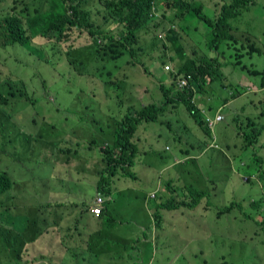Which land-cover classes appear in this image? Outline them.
Here are the masks:
<instances>
[{"label":"rangeland","instance_id":"obj_1","mask_svg":"<svg viewBox=\"0 0 264 264\" xmlns=\"http://www.w3.org/2000/svg\"><path fill=\"white\" fill-rule=\"evenodd\" d=\"M14 1L6 0L0 4V19L4 15L6 17L13 15ZM38 1L40 3L36 8L42 2H54V0ZM198 2L204 5V14L207 17L217 18L220 15L221 5L217 4L219 0H199ZM254 3L255 6L245 11L246 15L243 18L238 20L234 18L231 23L234 26L239 25L241 29L248 28L251 24L260 25L256 29H247L245 32L252 36L258 46L263 49V52L252 57L245 56L242 63L249 68L262 71L264 69V0H254ZM93 9H95L92 13L93 20L102 22V14H99V11L104 13L102 6L98 4L97 8ZM175 13V10H169L165 13L167 19L158 14L151 20V32L144 34L133 45L134 49L141 48L144 50L138 53L137 57L140 59V64L136 65L130 62L128 54L102 64L99 58L94 59L87 52L92 42L86 34H82L85 31L77 29L70 31L68 39L61 45V49L66 48L62 54L44 52V57H37L35 52L38 50L43 48L45 50V47L52 48L48 43V38L39 34L32 40L35 50L27 44L22 45L21 43L3 50V58L9 57V61L4 67L9 69L14 77L20 78L28 84V91L32 95L33 103L24 104L21 100L22 104H18V101L17 106L11 105L2 110L5 116H0V145L10 148L27 143L25 137L19 136V134L27 133L24 129L30 126L29 119L37 115L41 124L45 126L41 140L50 142L47 145L52 144V148H58L59 145L65 144V148L68 146V154H71L72 146L76 143H73L71 137H74L75 134L83 141H87L91 137H101L103 133L111 130L113 119H119L121 115L127 113L130 102L145 105L159 102L162 99L161 85L170 86L172 82L170 73H176L177 70V64L166 62H169V56L177 59L179 54L176 51L177 41H174L175 44H173L166 38L165 43L170 48L169 53L163 52L159 58L154 60L153 57L156 58L159 53L153 50L151 43L154 41V36L164 37L165 32L173 29L180 22L179 19L175 18ZM195 26L199 28L195 39L200 50L199 55L216 57L217 52L209 47V34H207L208 29L205 23L192 21V31ZM114 28L115 26H112L110 30ZM237 36L248 37L245 34ZM188 43L189 39L182 35L181 44L190 56ZM241 43L243 44L242 41ZM1 47L0 44V49H2ZM94 47V53L98 57L103 50L97 51L96 46ZM237 48L241 49V46L239 45ZM70 49L83 51L79 55V59L88 57L86 65L88 69L84 76L78 75L65 62L59 66L62 61L67 59L65 54ZM220 53H222L221 58L225 59V63H228L223 69L221 77L227 79L228 86L226 87L228 89L226 90L221 85L225 81L218 79L213 85V89L209 85L205 86L203 94L223 93L225 96H231L232 89L238 88L242 91L245 90L243 88L248 89L241 96L231 99L227 107L221 108L223 111L221 114L224 115L225 120L214 127L211 131V137L220 146L229 140L233 142L230 151L235 157L228 155V158L235 160L236 166L241 167L244 172L248 174L261 172L264 170V147H256L264 143V133L260 137V144L250 148H246L243 139L237 133L238 127L245 126L248 119L256 120L263 110L262 105L260 109L247 106V103L261 101V91L263 90L257 87L260 84V78L249 77L234 65V50H228L227 47H224L220 49ZM144 63L148 71L141 65ZM166 65H170L171 70L167 71ZM4 69L3 64H0V72ZM103 80L109 84L106 85V88L113 89V91H109L111 96L106 93ZM45 81H47V85L44 83ZM43 85L46 86V90ZM95 88L99 89L102 94L105 92L109 96L107 97L108 107L105 102L93 98ZM203 94L197 93V99ZM98 98L106 97L99 95ZM213 104L216 109L220 108L217 100H213ZM222 104L224 103L222 102ZM198 108L203 109L205 106L200 103ZM22 109L25 110L24 113ZM195 112V110H189L186 105L180 103L177 109L168 108L161 117L163 124L143 123L137 128L135 139L139 137L142 139L141 142H136L138 145L137 156L142 160V164L134 168L132 172L134 178L106 179L107 181L113 180L111 191L113 201L109 203V207H111L112 217L115 219L111 231L119 239V243L114 245L116 252L99 250V256H92L91 264H109L110 257L115 258L113 263L116 264H264V206L257 208L236 207L228 218L220 220V222L217 220V207L229 206L234 201H246L247 198H249L248 203L259 200L261 198V185H264V180L261 182L252 180L243 184L239 180L237 170L233 175L229 169V161L214 150L209 153V166H204L201 172L196 169L194 159L182 164L183 155L176 156L179 154L180 148H186L195 158L197 151L192 150L190 146L196 148L198 142H211L210 137L190 117ZM204 112L203 115L208 119V116L212 118L215 116V110ZM155 114L158 115L157 112ZM180 118H182V122L179 121V126H177L174 120ZM259 123H264V118H260ZM185 126L196 131L199 139H195L194 132L185 131ZM151 131L156 133L155 137H151ZM182 133L184 138L189 141L188 146L176 140V136L179 137ZM14 137H18L16 145L11 143ZM45 151L47 152L40 158L42 164H39L40 167L37 172L32 171L30 164H14L0 153V172H5L10 176L15 190L20 195L19 198H22L28 190L36 189L39 191L36 199H46L47 190L42 186L44 181L39 185L32 177L48 179L51 181L50 185L53 190H55L58 180L55 181L54 176L48 177L49 171L54 173V164L59 165V169L64 171L70 169V163L66 161L67 155L60 153L54 156L46 146ZM11 152L10 149H6L8 156H12ZM79 152L80 159L78 161L80 162L88 160V164L95 165L100 161L94 157L91 150L81 149ZM75 155L76 153L73 155L74 159H76ZM158 155L163 158L171 156V159L177 157L173 165L176 164L179 171L185 172V178L182 177L183 180L180 181L178 177L172 174L169 184L164 182L167 188L162 190L160 195L162 199L158 202L146 203L145 197L139 191L144 190L146 186L150 190V187L159 183H156L153 175L146 182L141 170L150 164L149 161L153 163L152 170H154V165L160 161L157 158ZM255 159L263 160V164L259 167ZM242 161L250 165V168L242 167L240 164ZM99 167L104 169L102 161ZM88 168L90 167L88 166ZM95 171L99 174L98 168ZM62 174L65 175L64 172ZM100 178V175L92 173L89 169H84L79 177L72 175L61 183L59 197L70 202V196L65 195V193L72 192L74 200L83 205H88L96 195V184ZM185 185H189L191 188L187 189ZM215 187L217 193L225 191L224 195L212 193L208 195V189L210 188L212 191ZM133 189L136 198L133 196ZM177 193L188 199V202L193 200L199 202V206H195L198 208L189 210L173 204L172 196ZM155 196L156 192L151 194L150 198ZM2 198L9 202L10 207L19 205L15 201L12 202L7 196ZM162 203L163 205H161ZM206 203H209L208 207L211 210H207ZM23 204L29 205V201ZM260 204L264 205L263 202ZM157 205L160 207L156 213L155 206ZM63 207H68V205ZM161 207H170V209L165 210ZM10 213L13 215L25 213L28 218L31 217L30 211L27 209L23 211L19 208H12ZM229 222L232 223L226 225ZM231 225V233L228 236L225 232ZM66 228L67 226H64L65 230ZM41 241L43 238L39 237L35 244L31 243L26 246L25 260H40L36 257L42 255L38 253L44 246L40 244ZM103 247L104 249L111 248L107 244H104ZM180 249L186 251L185 258L174 261L175 253ZM128 257L133 259L129 260ZM150 258H152L151 262Z\"/></svg>","mask_w":264,"mask_h":264},{"label":"trees","instance_id":"obj_2","mask_svg":"<svg viewBox=\"0 0 264 264\" xmlns=\"http://www.w3.org/2000/svg\"><path fill=\"white\" fill-rule=\"evenodd\" d=\"M4 1L6 0H0V4ZM198 1L199 0H59L60 3H57V0H54V2H42L40 6L36 8L40 3L38 0H15V6L12 8L13 15L8 17H6V15L2 16L0 19V44L2 46V49H0V64H3V68L5 69L0 72V116L4 115L2 112L3 109L11 105L17 106L18 101V104H22L21 100H23L24 104L33 103L32 95L28 91V84L20 78L14 77L11 71L4 67L6 62L9 61V57L3 58V50L7 49L9 46L19 45L21 43L22 45L27 44L34 49L35 47H33L34 44L32 40L39 34L42 37L48 38V43L52 48L49 49L45 47V50H43L44 48L38 50V52H35L37 57H44V52L62 54L66 48L61 49V45L68 39L70 31L77 29L79 31H85L82 34H86L90 42H92L87 52L94 59L99 58L102 64L109 60H117L128 54L130 56V62L136 65L140 64V59L137 57L138 53L144 50L141 48L134 49L133 45L144 34L151 32V20L153 19L150 18V14L154 6L157 7L158 14H161L165 19H167V17H165L166 12L175 10V18L179 19L180 22L175 26L174 30L176 32L172 30L168 32L166 36L167 41L173 44H175L174 41H177L176 51L179 56L177 59L169 56V62H166L177 64V70L176 73H170L172 79L170 86L166 87L161 85V101L147 104L141 107V111H136L134 113H132V110L136 108H130L129 112L125 114L124 117L113 119V127L107 133H103L101 137H91L89 140L83 141L75 134L74 137H71L73 143L76 142L72 146L71 154H68V146L65 148V144L59 145L58 148H52V144L47 145V143L50 142L41 140L43 139L45 126L41 124L37 115L29 119L30 126L24 129L27 133L19 134V136L25 137L27 143L11 146L10 148L0 145V153L8 160L17 165L30 164L33 172H37L40 167L39 164H42L40 158L47 152L45 151V146L48 147L49 151H52L54 156L60 153L67 155L66 161L70 163L69 170L64 171L59 169V165L54 164V173L49 171L48 177L54 176V180H58L55 190H53L50 185L51 181L48 179L32 177L39 185L44 181L42 186L47 190L46 199H36V196L39 195V191L36 189L28 190L22 198H19L20 195L15 190L14 183L10 176L5 172H0V264H49L51 261L49 255L57 242L59 245L56 251L60 254L70 256L72 250L67 243V239L73 236L89 238L91 235V248L98 249V244L102 238L100 235L101 231L94 230L92 232V228L89 226L86 219L80 218L79 213L80 210L83 209L85 214L90 212V214L95 217H99L100 220L107 222V213L109 209L106 208V211H103V204L105 203L104 196H109L110 193L106 194L103 188L107 183L113 182V180L107 181L106 179H115L116 177H120L121 179H123V177L134 178L132 168L135 165V159L137 157V147L132 145L129 132L135 135L138 126L146 121H158L159 123H163L161 117L168 108L177 109L180 103L186 105L189 110L196 111L190 116L202 126L201 111L198 109L199 100H202L207 107H211L213 105V100H217L219 104L222 102L226 104L231 99H235L243 93H246L245 90L248 88H243L245 89L244 91L235 88L232 89L231 96H225L223 93L216 95L204 94L202 99H197V93H203L207 85L213 89V85L218 79H223L225 83L221 85L224 86L226 90L228 89L226 87L228 86L227 79L221 78L223 68H225L228 63H223L221 61L222 53H220V49L227 47L228 50H234V65L239 67L240 70L249 77L260 78V84L257 87L263 90L261 91V101L247 103V106L260 109L262 105L263 110L260 115L264 118V69L262 71L255 70L242 63V59L245 56L252 57L255 54H261L263 49L250 37H238L231 26V21L234 18L239 17L244 11L249 10V8L254 5V0H220L217 4L220 5L222 3L221 13L217 18L207 17L204 14V5ZM98 4L102 6L104 12L102 13V11H99V14H102L103 17L102 22H96L92 17V13L95 10L93 8H97ZM38 14H41V16H38ZM192 21L205 23L208 29L207 34H209V47L211 50L217 52L216 57L212 58L199 55L200 50L195 40L199 28L195 26L192 31ZM112 26H115V28L110 30ZM182 35H185L189 39L188 48L190 56L181 44ZM166 38L165 40H160L159 37L154 36V41H152L151 46L153 50L159 53L156 58L153 57L154 60L159 58L163 52L169 53L170 48L165 43ZM239 45L241 49L237 48ZM94 46H96L97 51L100 49L103 50L98 57L97 54L94 53ZM82 52L83 51L79 49L68 50L65 54L67 59L62 61L59 66L65 62L70 65L78 75L84 76L88 69L86 66L88 57L79 59L78 57ZM162 62L164 61L162 60ZM141 65L148 71L145 63ZM188 75L191 76L190 87L184 91H177V80ZM44 83L47 85V81ZM104 83H106V81H104ZM106 85L109 84L106 83ZM43 87L45 90L47 89L45 85H43ZM93 91V98L105 102L108 107L107 97L98 98L99 95L102 97L103 94L97 88ZM104 110L106 111V109ZM22 112L24 113L25 110L22 109ZM155 112H157L158 115H156ZM177 115L181 116L178 113ZM239 128H241L240 136L246 148L260 144V137L264 133V123L247 120V124ZM17 141L18 137H14L11 143L16 145ZM262 147H264V143L256 148ZM6 149L12 151V156L6 154ZM81 149L91 150L94 157L100 160L99 163L90 165L88 164V160L84 162L78 161L80 159L79 150ZM75 153L76 159L73 158ZM101 161L104 164V169L99 167ZM88 166L90 168H88ZM96 168H98L99 173H102H100L101 178L96 184V190H98L99 193L93 205H83L74 200L72 192H68V194L65 193V195L70 196V202L64 201L59 197L61 183H63L66 178L72 175L79 177L81 171L84 169H89L92 173L99 175L95 171ZM62 172L65 173L64 176ZM3 196H7L8 199H11L12 202H17L19 205L10 207L9 202L2 198ZM99 198H102V203L100 205L102 207V212L99 215H95L94 207ZM28 201L29 205L23 204ZM172 202L176 206H179V208H188L189 210L196 209L198 207L195 206H199V202L195 200L191 202H178L175 198H172ZM22 205H24V207H21ZM65 205L81 209L77 211H65L66 207H63ZM161 205H163V203ZM205 205L207 206V210H211V208L208 207L209 203ZM236 205H238L237 202H231L229 206L217 207V220L220 222V220L228 218L233 211L232 209L236 208L233 206ZM12 208H19L24 211L27 209L30 211L31 217L28 218L25 213L13 215L10 213ZM51 208L56 209V212L59 210L62 214L70 217L72 222L65 226H72L71 229L67 230L66 228L65 230L64 228H60L59 232L50 224L52 223ZM161 208L165 210L170 209V207ZM43 210L50 213L49 218L44 219ZM167 218H169V216H167ZM112 220L115 219L112 217ZM231 223L232 222H229L226 225H230ZM231 227L232 225L229 226L225 232L228 236H230ZM39 237L43 238L40 244L44 245L38 252L42 255L36 257V259L40 260H25L24 252L26 246L31 243L35 244V241L38 240ZM93 255L99 256L98 250L94 252Z\"/></svg>","mask_w":264,"mask_h":264},{"label":"crops","instance_id":"obj_3","mask_svg":"<svg viewBox=\"0 0 264 264\" xmlns=\"http://www.w3.org/2000/svg\"><path fill=\"white\" fill-rule=\"evenodd\" d=\"M253 6H255V3H254ZM253 6H251V7H253ZM245 15H246V12L244 11L236 19L237 20L238 19H241ZM231 26H232V28L234 30V33L236 35H244L245 34V35H247L250 38H252V36L250 34H248L247 32H245V30H247V29L248 30H251V29H256V28L260 27V25H258V24H251L250 26H248V28H242L241 29V27L239 25L234 26V25H232V23H231ZM221 60H222L223 63H225V59L221 58ZM102 82L104 84L105 91L109 94V96H111L112 94L109 91H113V89H109L108 87L106 88V83H104V81H102ZM103 96L104 97H109L105 92L103 93ZM203 97H204V94L199 99H202ZM200 103H202L205 106V108H203V109H199L198 108L201 111L203 125L200 126V124L197 121H195L191 116L190 117L194 120V122L196 123V125L205 134H207L210 137L211 142L210 143H207V142H198L196 148H194L191 145L190 148L192 150H196L197 151V155H196L195 158L193 156H191V152H190L189 149L180 148L179 151H178L179 154H176V156H180V155L182 156L183 155V158L181 159V163L184 164L185 161H188L190 159H194L195 160V164H196V169L199 172H201V169L204 166H209V164H210L209 163V160H208L209 153L211 152V150H214V151H217L220 154H222L229 161V169H230V171H231V173L233 175H235L236 170H237V174L239 176V180L243 184L249 183L252 180H258L259 182H261L262 180H264V170H261V172L258 171V172H253L252 174H248V173L244 172V170L241 167H237L236 166L235 160H232L231 158H228V155H232L233 157H235V155L232 154L231 151H230V147L233 144L232 141L229 140L226 143H224L222 146H220L216 142V140H214V138L211 137V131L214 129V127L218 123L215 124V126L213 127V129H210V127L206 123V117L203 115V112L204 111L211 112V111H214V109H215V116L213 118L210 117V116H208L209 118L214 119V118H216L218 116V114L220 112L223 113V111L221 110V108L222 107L223 108L224 107H227L229 105V103L228 104H222V103H220V106H219L220 108H217V109L215 108L214 104L211 107H207L206 104L202 100H199L198 104H200ZM143 106H145V104H138V103H135V102H130L129 103V106L127 107V113L129 112L130 108H136L135 110L134 109L132 110V113H134L136 111H141L142 110L141 107H143ZM124 116H125V114L124 115H121L120 118L121 117H124ZM222 116H224V115L222 114ZM155 118H156V116H155ZM179 121L182 122V118L176 119L175 124L177 126H179V123H178ZM143 123H159V122L158 121H146V122H143ZM143 123H141L140 125H142ZM185 131H192V132H194L195 133V139L196 140L199 139L198 138V133L196 131L190 130L186 126H185ZM237 133H238V130H237ZM129 136H130V140H131L132 145H135L136 147H138V145L136 144V142H138V143L141 142V140H142L141 137H139L138 139H135L136 138V133L134 135V134H132V132H129ZM155 136H156V133L154 131H151V137H155ZM176 140H178L179 143H185V146H188L189 145V141L184 138L183 133L179 137L176 136ZM168 149L169 148L167 147V150ZM137 157L135 159V165L132 168V172H133L134 168H136L137 166H140L142 164V160L140 158L137 159ZM157 158H159L160 161L154 165L155 166V169L154 170H152L153 163H151L150 161H149L150 164H147L141 170V174L143 175V178L145 179L146 182L148 181L149 177H151V175H153L156 183L157 182L159 183L158 185H154V186L150 187V190H148V186H146V188L144 190L142 189L141 191H139L143 195V197H145V202L146 203L147 202H151V201H157L158 202V201H160L162 199V197H160V195L162 193V190H164V189L167 188V186H166L165 183L169 184L172 174H174L176 177H178V179L180 181L183 180L182 177L185 178L184 177V173L185 172L179 171L176 168V164L173 165V162H175L177 160L176 159L177 157H174V159H171V156L170 157H167V158H163L162 156L158 155ZM255 162L258 163V166L259 167H260L261 164H263V160H261V159H255ZM240 164H241L242 167H246L247 169L250 168V165H248L246 162H243L242 161ZM99 175H101V174L99 173ZM123 179H124V177H123ZM135 179H136V177H135ZM161 181H163V182H161ZM112 187H113V182L107 183V185L103 188V191L106 194L110 193L109 196H107V195L104 196L105 197V203L103 204V211H106V208L109 209V212L108 213L106 212L108 214L107 222H105L104 220H100L99 217H95L94 215L90 214V212H88V214H85L84 210L81 209V208H77V207H66L65 208V211H77V210H80L81 209L80 210V213H79V216L82 219H86L87 223L92 228V232L94 230H100L101 231L100 232V235H101L102 238H101L100 243L98 244V246H99L98 249H96V248L95 249H92L91 248V244H90V237H91V235H90L89 238L81 237V236H77V237L73 236V237L67 239V243L69 244V246H70V248L72 250V254L70 256H68V255H65V254L58 253L56 251V248L58 247L59 243L57 242V243H55V245H54V247H53V249H52V251H51V253L49 255V257L51 259V261H50L49 264H91L90 263L91 258L93 256L94 252H96L97 250L98 251L99 250H101V251L111 250L113 252H116V249L114 248V245H116V244L119 243V239L115 235V233H113L111 231L112 226L115 223L114 222L115 220H112L111 207H109V203L111 201H113V196L111 194ZM185 188L190 189L191 186L185 185ZM134 192H135V190L133 189V196L136 198V195L134 194ZM155 192H156V196L153 197V198H150V195L153 194V193H155ZM224 192L225 191H220L219 193H217V188L216 187L212 191H211L210 188L208 189V195H210L211 193L214 194V195L215 194L224 195ZM98 193H99V191L96 190V195L92 199V201L90 202L91 205L94 204L95 198H96V196H97ZM260 195H261V198L259 200H257V201L254 200V201H252L250 203H248V199L249 198H247L246 201H243V200L242 201H234V202H237L238 205L233 206V207H245V206H247V207H262L264 205H261L259 203L260 202H263L264 203V185H261ZM172 198H175L176 201H178V202L179 201L188 202V199H185L179 193H177L176 195H173ZM158 207H160V206L159 205L155 206L156 213H157ZM222 207H224V206H222ZM43 213H44V217H45L44 219L49 218L50 213H48V211L43 210ZM57 215H58V217H57ZM51 222L52 223H50V224L56 230L59 231L60 228L63 229L65 225H69L72 221H71L70 217H68L67 215L62 214L59 210H57V212H56L53 209L52 210V220H51ZM71 227L72 226L67 227V230L71 229ZM104 244H107L111 248L104 249V247H103ZM185 252L186 251L181 250V249L180 250H177L176 253H175L174 261H179L181 259H184L185 258L184 257ZM128 259L129 260H132L133 258L132 257H128ZM114 260H115L114 257H110L109 258V264H116V263H113ZM75 261H76V263H74ZM151 261H152V258H150V262Z\"/></svg>","mask_w":264,"mask_h":264},{"label":"built area","instance_id":"obj_4","mask_svg":"<svg viewBox=\"0 0 264 264\" xmlns=\"http://www.w3.org/2000/svg\"><path fill=\"white\" fill-rule=\"evenodd\" d=\"M155 16H157V11H156V7L154 6L153 9H152V11H151L150 17L151 18H154ZM165 69L167 71H169V70H171V66L170 65H167L165 67ZM190 78H191V76H189V75L188 76H185V77H182V78H179L177 80V90L178 91H181V90L184 91V90L188 89L190 87ZM217 120L218 121L222 120V117H218ZM101 203H102V198H99L97 200L96 206L94 207V213L97 214V215L100 214V211L102 212V207L100 206Z\"/></svg>","mask_w":264,"mask_h":264},{"label":"clouds","instance_id":"obj_5","mask_svg":"<svg viewBox=\"0 0 264 264\" xmlns=\"http://www.w3.org/2000/svg\"><path fill=\"white\" fill-rule=\"evenodd\" d=\"M57 3H60L59 2V0H57ZM156 7V6H155ZM156 11H157V7H156ZM157 15H158V11H157ZM151 18V17H150ZM155 18V17H154ZM154 18H151V19H154ZM175 29V27L173 28V29H169L167 32H165V36L161 39V38H159L160 40H165V38H166V35H167V33L168 32H170V31H172V30H174ZM167 66V65H166ZM177 90V89H176ZM178 91V90H177ZM196 97H197V94H196ZM218 117H222V120H220V121H218L217 120V118ZM260 118H262V116L259 114L258 115V118L256 119V120H252V121H255V122H257V123H259V121H260ZM225 120V117L224 116H222V114H221V112L218 114V116L216 117V118H214V119H211V118H206V122L208 123V126L210 127V129H213V127L215 126V124L216 123H221V122H223ZM249 121H251V119H248ZM240 129L241 128H238V135H239V137L240 138H242L241 136H240ZM232 210H234V209H232Z\"/></svg>","mask_w":264,"mask_h":264}]
</instances>
